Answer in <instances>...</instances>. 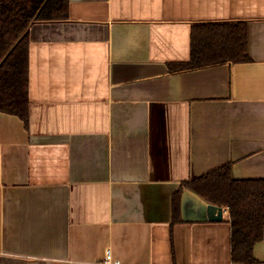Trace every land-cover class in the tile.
<instances>
[{
  "label": "crops",
  "instance_id": "1",
  "mask_svg": "<svg viewBox=\"0 0 264 264\" xmlns=\"http://www.w3.org/2000/svg\"><path fill=\"white\" fill-rule=\"evenodd\" d=\"M224 22L249 62L170 71ZM29 40L28 125L0 113V264H235L229 211L193 220L185 184L264 179V0H70Z\"/></svg>",
  "mask_w": 264,
  "mask_h": 264
},
{
  "label": "trees",
  "instance_id": "2",
  "mask_svg": "<svg viewBox=\"0 0 264 264\" xmlns=\"http://www.w3.org/2000/svg\"><path fill=\"white\" fill-rule=\"evenodd\" d=\"M70 0H0V113L29 119V30L34 22L69 19ZM245 22L201 23L192 28L191 59L171 72L249 62ZM208 203L229 208L235 264H255L254 248L264 239V179L236 180L225 165L185 184ZM173 199L181 221V196Z\"/></svg>",
  "mask_w": 264,
  "mask_h": 264
},
{
  "label": "water",
  "instance_id": "3",
  "mask_svg": "<svg viewBox=\"0 0 264 264\" xmlns=\"http://www.w3.org/2000/svg\"><path fill=\"white\" fill-rule=\"evenodd\" d=\"M188 194L197 197L201 208L202 216H198L193 220L211 221V222L223 221L225 214V209L223 207L206 203L200 197H198L197 195L193 194L190 191L185 192L184 196L186 197Z\"/></svg>",
  "mask_w": 264,
  "mask_h": 264
},
{
  "label": "built area",
  "instance_id": "4",
  "mask_svg": "<svg viewBox=\"0 0 264 264\" xmlns=\"http://www.w3.org/2000/svg\"><path fill=\"white\" fill-rule=\"evenodd\" d=\"M228 211H229V208H226V209H225V213H227ZM105 263H106V264H113V263L111 262V260H110L109 257H107V259L105 260ZM114 264H118V263L116 262V263H114Z\"/></svg>",
  "mask_w": 264,
  "mask_h": 264
}]
</instances>
